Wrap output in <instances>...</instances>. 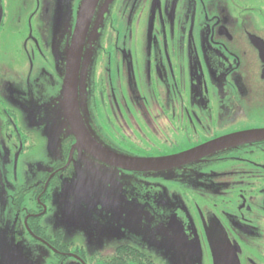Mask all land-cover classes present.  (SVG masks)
<instances>
[{
    "label": "flooded vegetation",
    "instance_id": "obj_1",
    "mask_svg": "<svg viewBox=\"0 0 264 264\" xmlns=\"http://www.w3.org/2000/svg\"><path fill=\"white\" fill-rule=\"evenodd\" d=\"M82 4L0 0V28L9 17L17 28L24 27L23 21L29 25L21 44L24 53L0 56V74L11 55L24 57L31 73L47 69L50 65L42 58L50 49L43 37L46 30L55 31L64 37L57 76L64 85ZM142 24L146 30L136 54L129 34ZM94 53L99 61L90 80L85 65ZM76 101L77 116L95 141L130 157L151 158L139 151L151 145L154 153L167 154L159 158L171 157L229 136L264 131V0H98L78 62ZM18 105L15 109L0 100V168L10 171H17L20 159L35 149L33 143L22 145L27 131L17 119ZM67 128L63 160L11 195L14 213L24 217L23 234L52 259L59 257L60 264H264V139L232 144L178 168L181 177L193 181L184 178L183 197L174 194L177 200L163 205L161 222L152 221L150 229L158 224L163 229L148 236L147 249L124 241L109 252L100 246L87 251L63 241L45 223L57 179L70 175L78 152L85 162L94 160L76 148L68 122ZM149 131L153 140L146 138ZM145 211L152 219V210ZM122 229L135 231L136 225L125 223Z\"/></svg>",
    "mask_w": 264,
    "mask_h": 264
},
{
    "label": "rangeland",
    "instance_id": "obj_2",
    "mask_svg": "<svg viewBox=\"0 0 264 264\" xmlns=\"http://www.w3.org/2000/svg\"><path fill=\"white\" fill-rule=\"evenodd\" d=\"M106 22L99 33L100 39ZM3 23L0 28V56L9 53L16 56L24 53L21 44L23 38L29 35V25H25L23 21L24 27L17 28L19 24L11 22L10 17L3 18ZM144 24L147 25L145 21ZM145 25L142 24L141 28H132L129 34L130 40L133 43L136 42L132 46L136 54L142 50L141 34L143 35L146 30ZM30 28L32 30L37 28L35 22L30 25ZM157 29L158 27L153 28V37L157 35ZM148 33L149 25H147L145 37ZM61 36L62 34L55 31L46 30L44 33L43 38H45V44H48L50 55L47 54L42 59L50 66L43 71L29 72L24 57L13 59L11 55L2 63L0 100L13 104L15 109L16 104H19L17 119L20 126L27 131L26 141L22 145L28 147L33 143L35 149L31 153H25L20 159L17 171L0 168V264H49L52 262L60 264L59 257L57 260L55 257L52 259L49 252L39 249L38 244H31L29 237L23 234L24 217L14 213L11 195L14 191L26 188L41 179L46 168L63 160L62 139L69 133L61 105L63 83L57 78L62 72V69L58 68V59L62 61L64 58V55L60 54L64 44V37ZM93 44L95 47L98 40L93 41ZM27 49L31 50L30 44ZM87 60L86 72L88 70L90 73L91 80L93 65L99 60L96 53ZM55 68L59 71L56 72ZM29 94L30 98H28ZM151 135L149 131L146 138L153 140ZM158 147L161 150L165 149ZM154 150L156 149L151 145L146 149L142 147L139 151H146L150 159H159L158 156L167 155L154 153ZM24 151L27 149L24 148ZM70 156L71 152L68 161ZM91 165L93 170L98 172L97 174L91 171L78 152L73 160L70 175L63 174L57 179V187L53 193L52 213L48 217L49 221L45 222L49 231L62 234V240L68 239V242L83 246L87 251H95L97 246H100L105 252H109L117 243L124 241L141 243V247L146 248L144 244L149 243L148 236L155 235L156 230L160 232L163 229L161 224L153 230L150 229L153 220L161 222L163 205L167 208L170 206L167 202L177 200L174 194L178 198L183 197L179 194L181 187L186 183L185 179L193 181L189 176L184 177L185 179L181 177L182 174L177 169L129 174L116 168L93 163ZM145 208L152 210V219ZM146 221L148 226L144 225ZM125 223L136 225V230L123 231L122 226ZM152 251L156 256H162L161 251ZM90 256L88 258L91 259Z\"/></svg>",
    "mask_w": 264,
    "mask_h": 264
},
{
    "label": "water",
    "instance_id": "obj_3",
    "mask_svg": "<svg viewBox=\"0 0 264 264\" xmlns=\"http://www.w3.org/2000/svg\"><path fill=\"white\" fill-rule=\"evenodd\" d=\"M97 1L98 0H83V4L78 14V20L74 30L71 47L68 52L63 95L61 99V104L64 105L66 109V117L68 120L67 122L70 128V133L76 140V148L80 152L85 151L90 158L95 160L91 161L86 159L85 163L91 169V171L96 173V171L92 168V163L105 167L116 168L119 170L141 173L178 169L184 165L191 164L216 150L231 146L232 144L242 143L250 139H264V131L246 132L208 143L175 156L159 159L124 156L102 148L95 141L91 133L87 131L86 127L80 122V119L76 113V82L78 75V62L80 60L84 38L86 37L89 22Z\"/></svg>",
    "mask_w": 264,
    "mask_h": 264
}]
</instances>
